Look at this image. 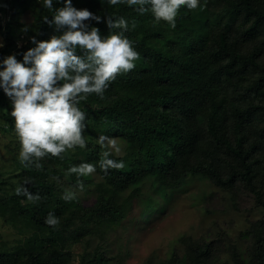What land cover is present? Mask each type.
<instances>
[{
	"label": "trees",
	"instance_id": "16d2710c",
	"mask_svg": "<svg viewBox=\"0 0 264 264\" xmlns=\"http://www.w3.org/2000/svg\"><path fill=\"white\" fill-rule=\"evenodd\" d=\"M8 1L12 6L19 2L22 8L37 3ZM225 1L223 5L216 0H201L203 6L193 10L182 7L177 24L172 27L164 20L156 21L151 11L136 14L135 6L126 3L112 6L107 0H72L77 8L124 16L130 29L125 34L139 56L132 70L117 74L102 99L93 93L81 102L86 112V148L78 147L74 154L63 153L62 159L53 157L56 166L52 168L44 163L40 169L24 168L19 162L33 181L31 187L27 186L28 191L39 194L40 199L45 193L48 202L44 197V202L26 205L22 201L26 197L16 191L0 197L1 214L26 220L36 230L33 238L23 241L15 251L0 252V264H101L99 252L92 258L82 256L79 263L72 261L68 243L81 241L95 227L100 231L107 222L125 215L135 199L146 207L142 209L144 220L164 210L172 191L179 189L189 175L211 177L220 186H231L239 180H246L249 185L256 183L255 170L261 159L255 153L264 155V126L255 120L264 119V63L260 62L262 52L243 46L264 38V0ZM53 11L39 6L34 16L35 29L42 33L38 39L52 34L42 18L51 16ZM246 25L249 26L244 30ZM97 26L102 34L108 33L105 24ZM9 31L10 28L0 57L31 46L27 40L18 47L17 38L9 36ZM249 70L256 72L251 84ZM245 84V89L240 87ZM237 93L245 98L254 96L255 103L244 108L245 104L236 100ZM8 120L13 126L14 118ZM101 133L120 142L123 153L111 158L122 159L124 167L107 172L99 168L103 149L96 139ZM82 161L97 164L96 173L103 179L97 201L90 208L80 206L75 199H62L63 188L50 177L66 174L71 165ZM60 168L65 170H55ZM227 168L231 173L227 174ZM66 176L70 182L76 175ZM147 184L152 187L148 194ZM155 193L164 201L155 199ZM76 206L82 207L79 218H60L61 210L70 211ZM49 212L59 218L55 228L44 223ZM245 235L255 238L246 264H264V219ZM41 236L45 238L39 248ZM210 259L209 246L198 245L187 248L182 255L175 253L170 263L211 264ZM244 263L242 257L238 264Z\"/></svg>",
	"mask_w": 264,
	"mask_h": 264
},
{
	"label": "rangeland",
	"instance_id": "374dc122",
	"mask_svg": "<svg viewBox=\"0 0 264 264\" xmlns=\"http://www.w3.org/2000/svg\"><path fill=\"white\" fill-rule=\"evenodd\" d=\"M216 1L223 5L226 2L225 0ZM38 8L37 3H31L28 8H22L19 2H15L12 6L8 0H0V13L7 17L9 14L12 15L10 20L5 17L0 18V26H2L0 39L4 44L7 41L6 33L9 28V36L13 39L17 38V46L18 41L22 45L27 43L28 35L35 33L29 32L27 35H22L19 30L25 24H29L33 31H36L34 16ZM135 13L138 12L135 11ZM249 25L244 26V30ZM263 39L258 37L253 44L243 46L246 50L256 49L262 52L260 58L262 63H264ZM2 51L3 48L0 49V53ZM6 54L11 52L3 55ZM248 78L250 79L248 83L251 84L256 79V72L249 70ZM240 87L245 89L247 84ZM2 95L5 96L0 91V122H3L0 123V197L7 192H14L25 178H30L19 167L17 158L19 143L11 121L8 120L11 117L8 114L11 106L8 98H2ZM236 95V100L245 104L242 105L244 108L255 103L254 96L245 98L238 93ZM255 120L260 127L264 126L263 118L257 117ZM117 142L120 144L118 140ZM77 149L78 147L66 153L74 154ZM257 156L261 162L255 170L256 183L249 185L246 180H239L231 186H220L211 177L189 175L179 189L172 191L170 203L164 210L154 212L150 214L151 217L148 216L142 220V209L146 207L140 200L135 199L127 207L125 215L107 222L100 231H97L98 227L93 226L94 230L91 231L92 233L89 232L86 238L68 243V249L72 250V261L79 263L82 256L92 258L96 252H99L102 254L99 257L102 259L101 264H171L170 261L175 253L182 255L187 248H195L198 245L205 248V245H208L211 264H238L242 257L246 264L251 259L250 245L255 238L245 234L250 230L254 231V224L264 219V155L261 152L255 153V157ZM41 163L51 168L56 166L51 156L43 158ZM55 170L64 171L65 168ZM231 171L229 168L226 169L227 174ZM50 177L60 188H63L61 193H64L66 189L75 191L77 193L75 200H78L80 206L85 208L95 205L97 190L103 180L98 173L87 177L75 176L70 182L66 174L56 173ZM78 180L83 182V191L77 188ZM32 185L31 180L27 186ZM145 191L146 194L152 191L150 184L145 185ZM153 196L159 202L164 201L157 193ZM44 197L48 202L44 193L35 203L44 202ZM22 201L26 205L31 203L27 198ZM82 207L79 209L76 206L70 211L69 209L61 210L60 218L70 215H72L70 219L79 218ZM73 227L74 224H72ZM34 234H36L35 228L26 220L21 218L13 220L8 215L0 213L1 253L15 251L23 241L31 240ZM44 238L45 236L39 237L37 244L39 248L44 243Z\"/></svg>",
	"mask_w": 264,
	"mask_h": 264
},
{
	"label": "clouds",
	"instance_id": "9594fccd",
	"mask_svg": "<svg viewBox=\"0 0 264 264\" xmlns=\"http://www.w3.org/2000/svg\"><path fill=\"white\" fill-rule=\"evenodd\" d=\"M36 2L42 9L54 10L51 16L42 18L52 34L47 39H38L41 31H33L29 24L19 30L22 35L35 34L28 35L31 46L26 50L0 57V91L10 102L8 114L14 118L20 164L40 169L45 157L62 159L68 150L87 147L86 112L81 102L93 93L102 99L117 74L135 67L139 53L125 34L130 29L124 16L100 15L88 8H77L72 0ZM61 3L62 6H57ZM107 3L112 6L126 3L135 6L133 10L140 14L151 11L156 21L164 20L172 27L176 26L182 7L193 10L203 6L201 0H107ZM100 23L107 27L106 35L97 26ZM4 47L0 39V49ZM96 143L103 149L98 161L101 170L124 167L122 159L111 158L122 150L115 137L101 133ZM96 171L97 164L82 161L71 165L66 174L87 177ZM30 182V178H25L15 191L35 203L40 196L28 191ZM77 188L83 191L82 181H77ZM76 195L66 189L62 199L71 201ZM59 222L52 212L44 220L53 228Z\"/></svg>",
	"mask_w": 264,
	"mask_h": 264
},
{
	"label": "built area",
	"instance_id": "2783aa9c",
	"mask_svg": "<svg viewBox=\"0 0 264 264\" xmlns=\"http://www.w3.org/2000/svg\"><path fill=\"white\" fill-rule=\"evenodd\" d=\"M4 17H5V19H7V18H8V20H9V18H10V15H8V17H7L6 15H3V13H0V18H2V19H3ZM8 20H7V21H8ZM7 21H6V22H7ZM18 45H20V46H18V47H21V46H22V44H20V41H18Z\"/></svg>",
	"mask_w": 264,
	"mask_h": 264
}]
</instances>
